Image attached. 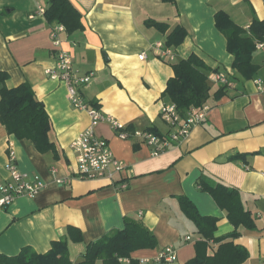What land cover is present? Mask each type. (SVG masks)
<instances>
[{
	"label": "crops",
	"instance_id": "crops-1",
	"mask_svg": "<svg viewBox=\"0 0 264 264\" xmlns=\"http://www.w3.org/2000/svg\"><path fill=\"white\" fill-rule=\"evenodd\" d=\"M71 1L82 13L84 28L58 31L56 44L51 31L57 24L39 13L40 7L47 9L48 0H0V70L9 74L8 87L31 85L51 118L49 138L56 145L55 153L40 152L30 141L10 134L0 120V182L9 178L6 164L12 144L27 178L44 183L34 196H20L0 209V252L16 255L25 246L47 252L51 242L66 236L73 225L84 237L82 242H69L70 257L76 262L88 243L123 228L130 217L157 238L155 248L132 254L144 261L141 264H188L202 236L183 211L181 196L190 198L202 215L218 218L217 237L235 228L227 212L199 185L201 178H207L241 191L258 228L241 225L234 243L249 252L241 264H264V89L257 85L264 80V48L258 46L264 40L256 43L253 53L259 69L246 79L233 68L234 55L215 21L216 13L224 11L248 29L255 17L264 20V0H176V5L162 0ZM150 19L166 23L168 30L150 26ZM177 26L186 27L188 35L180 45L170 47L172 56L162 55L163 48L156 44L166 45ZM60 50L72 54L75 73H95L88 85L80 87L83 97L136 130L156 127L164 134L171 129L161 117L163 105L169 102L162 94L175 74L174 64L192 53L225 73L230 83L213 82L212 71L205 119L158 155L140 138H121L108 121L101 122L95 133L108 140L126 170L114 183L81 179L71 144L89 127L91 116L74 107L68 86L48 73L55 68ZM143 52L146 57L140 59ZM221 86L226 88L217 97ZM235 154L246 158H229ZM168 245L176 248L177 260L158 262V252Z\"/></svg>",
	"mask_w": 264,
	"mask_h": 264
},
{
	"label": "trees",
	"instance_id": "trees-1",
	"mask_svg": "<svg viewBox=\"0 0 264 264\" xmlns=\"http://www.w3.org/2000/svg\"><path fill=\"white\" fill-rule=\"evenodd\" d=\"M176 5V0H162ZM45 17L49 23L60 24L68 33L84 28L82 13L71 0H48ZM217 28L227 38V49L234 55L233 68L248 79L258 71V65L253 62L256 43L264 40V20L254 18L250 27L245 29L236 24L224 11L215 15ZM150 26L166 32L168 25L150 19ZM188 35L184 26H177L167 37V47H177ZM218 71L211 69L202 58L192 53L188 58L174 64V76L168 80L162 97L167 103H175L182 116L192 108H202L210 97L211 86L209 74ZM8 72L0 70V120L10 134L19 139L33 143L40 152H56V145L49 138L51 118L44 103L38 99L35 91L28 82L15 87H8L6 82ZM226 86H221L215 96H221ZM94 104V103H93ZM97 105V104H94ZM134 132L133 125L126 127ZM145 130L163 135L156 127ZM231 159H245L244 154H235ZM199 185L203 191L212 195L221 209L227 212V217L234 225V230L227 235L217 237L218 218L202 215L195 203L187 196L179 198L181 207L186 215L194 222L196 230L202 239L196 242L197 254L188 264H241L249 258L248 250L234 243L239 236L238 228L242 225L248 229L258 228L257 218L247 208L243 195L238 188L228 186L223 182L201 178ZM83 233L77 226L70 225L67 235L53 240L47 252L40 253L31 246H25L16 255L0 252V264H141L132 254L141 249H153L157 246V238L152 230L137 219L125 218L123 228L112 229L97 240L87 244L80 260L74 262L70 257L69 242H82ZM217 243V246L213 245ZM208 248L213 251L208 254ZM121 259H127L123 261Z\"/></svg>",
	"mask_w": 264,
	"mask_h": 264
},
{
	"label": "built area",
	"instance_id": "built-area-1",
	"mask_svg": "<svg viewBox=\"0 0 264 264\" xmlns=\"http://www.w3.org/2000/svg\"><path fill=\"white\" fill-rule=\"evenodd\" d=\"M46 8L40 7L39 13L45 14ZM31 18L34 15H30ZM65 30L63 25L57 24L51 31V36L59 44L57 32ZM157 47L163 48L162 55L172 56V50L164 43L158 42ZM259 47L264 48V43H259ZM146 54L143 52L139 55L144 59ZM73 56L70 52L60 50L56 60V66L48 70L52 78L63 81L68 86L69 98L74 107L86 110L91 116L89 127L76 138L71 147L76 153L77 175L81 179H104L115 182L120 174L126 170V164L119 159L110 147L108 140L100 137L95 133V128L101 122L108 121L113 129L118 131L121 138L138 137L143 143L153 146V155H158L169 148L173 143L180 142L187 137L193 127L201 123L206 117L207 107H192L182 116L175 103H166L161 109L162 119L170 126V130L163 135L155 134L148 130H135L129 132L126 127L117 121L114 117L107 115L94 104L88 102L80 91L81 86L88 85L94 78L93 71L86 74H77L74 72ZM210 79L215 83L229 85L230 81L227 75L220 71L212 72ZM258 88L264 89V80L257 81ZM9 160L6 164V170L9 178L0 182V209L8 208L20 196H34L44 186L42 181L29 180L25 173L20 169L17 162V155L12 144H9ZM55 171V169H53ZM63 182L64 179H58ZM125 187V184H123ZM190 236L186 237L189 240ZM178 258L177 250L173 245L162 248L156 260L158 262H173ZM128 261L127 259H121ZM143 263L144 261H140Z\"/></svg>",
	"mask_w": 264,
	"mask_h": 264
}]
</instances>
